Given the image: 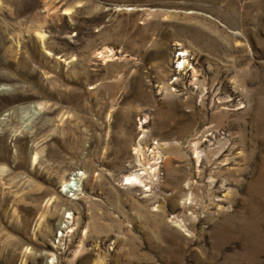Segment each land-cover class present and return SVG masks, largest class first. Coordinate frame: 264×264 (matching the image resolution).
I'll return each mask as SVG.
<instances>
[{
    "label": "rangeland",
    "instance_id": "obj_1",
    "mask_svg": "<svg viewBox=\"0 0 264 264\" xmlns=\"http://www.w3.org/2000/svg\"><path fill=\"white\" fill-rule=\"evenodd\" d=\"M0 264H264V0H0Z\"/></svg>",
    "mask_w": 264,
    "mask_h": 264
},
{
    "label": "bare ground",
    "instance_id": "obj_2",
    "mask_svg": "<svg viewBox=\"0 0 264 264\" xmlns=\"http://www.w3.org/2000/svg\"><path fill=\"white\" fill-rule=\"evenodd\" d=\"M181 64H183V63H185V60L183 59L181 62H180ZM182 67V66H181ZM153 171H155V169L153 170ZM79 173H81V172H79ZM78 174V173H77ZM141 176H140V174H132V175H129V176H127L126 177V181H127V183H129V182H141ZM76 179V178H75ZM78 180V179H77ZM65 185V184H64ZM69 185H70V183H69Z\"/></svg>",
    "mask_w": 264,
    "mask_h": 264
},
{
    "label": "built area",
    "instance_id": "obj_3",
    "mask_svg": "<svg viewBox=\"0 0 264 264\" xmlns=\"http://www.w3.org/2000/svg\"><path fill=\"white\" fill-rule=\"evenodd\" d=\"M79 174V173H78ZM75 175V174H74ZM74 181H71L70 185H68L67 189H73Z\"/></svg>",
    "mask_w": 264,
    "mask_h": 264
}]
</instances>
